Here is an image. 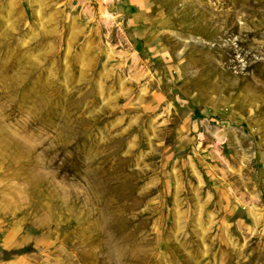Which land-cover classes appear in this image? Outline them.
Masks as SVG:
<instances>
[{"label": "rangeland", "instance_id": "374dc122", "mask_svg": "<svg viewBox=\"0 0 264 264\" xmlns=\"http://www.w3.org/2000/svg\"><path fill=\"white\" fill-rule=\"evenodd\" d=\"M0 264H264V0H0Z\"/></svg>", "mask_w": 264, "mask_h": 264}]
</instances>
